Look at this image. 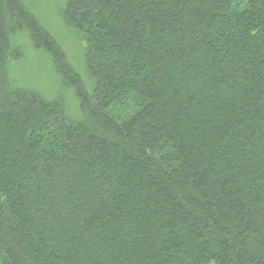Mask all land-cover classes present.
<instances>
[{
    "label": "trees",
    "instance_id": "16d2710c",
    "mask_svg": "<svg viewBox=\"0 0 264 264\" xmlns=\"http://www.w3.org/2000/svg\"><path fill=\"white\" fill-rule=\"evenodd\" d=\"M72 1L90 81L0 0V264H264V0Z\"/></svg>",
    "mask_w": 264,
    "mask_h": 264
},
{
    "label": "rangeland",
    "instance_id": "374dc122",
    "mask_svg": "<svg viewBox=\"0 0 264 264\" xmlns=\"http://www.w3.org/2000/svg\"><path fill=\"white\" fill-rule=\"evenodd\" d=\"M23 2L37 16L40 23L48 27L64 45L76 67L85 75V80L90 81L81 61L84 56L85 43L80 42L78 31L75 29L77 21H69L72 15L75 17H71L73 19L78 17L74 9L76 8V2H71L69 11L65 9L67 8L68 0H23ZM74 12L75 14H72ZM17 38V42L24 49L25 58L21 61L12 62L9 72L10 76L13 79L15 78L20 86L35 88L45 92L49 98L53 97L57 87L52 84V64L49 57L43 52L35 51L27 32L18 33ZM66 97L69 103L73 105L72 109L78 112L79 108L77 110L75 100L68 90H66Z\"/></svg>",
    "mask_w": 264,
    "mask_h": 264
}]
</instances>
